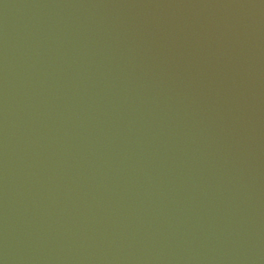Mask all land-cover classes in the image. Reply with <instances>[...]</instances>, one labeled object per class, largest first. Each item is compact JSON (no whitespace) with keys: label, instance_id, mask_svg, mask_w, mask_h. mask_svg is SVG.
Listing matches in <instances>:
<instances>
[{"label":"water","instance_id":"95a60500","mask_svg":"<svg viewBox=\"0 0 264 264\" xmlns=\"http://www.w3.org/2000/svg\"><path fill=\"white\" fill-rule=\"evenodd\" d=\"M0 264H264V0H0Z\"/></svg>","mask_w":264,"mask_h":264}]
</instances>
